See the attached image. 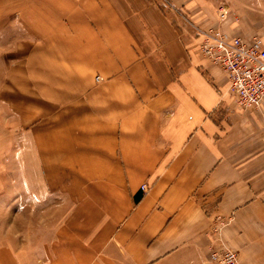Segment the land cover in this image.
Here are the masks:
<instances>
[{"label": "crops", "instance_id": "crops-1", "mask_svg": "<svg viewBox=\"0 0 264 264\" xmlns=\"http://www.w3.org/2000/svg\"><path fill=\"white\" fill-rule=\"evenodd\" d=\"M218 1L264 41V0H0V264H264V99L200 52Z\"/></svg>", "mask_w": 264, "mask_h": 264}, {"label": "built area", "instance_id": "built-area-1", "mask_svg": "<svg viewBox=\"0 0 264 264\" xmlns=\"http://www.w3.org/2000/svg\"><path fill=\"white\" fill-rule=\"evenodd\" d=\"M230 12L226 2H217L216 17L219 24L200 32L199 49L202 55L227 73L229 89L234 93L238 105H257L264 99V41L257 36L246 42L240 35H226L221 23ZM95 80L100 81L101 76L96 74ZM224 224L222 219H218L214 231L219 233ZM207 264L240 263L237 251L220 241L218 248L210 250Z\"/></svg>", "mask_w": 264, "mask_h": 264}, {"label": "rangeland", "instance_id": "rangeland-1", "mask_svg": "<svg viewBox=\"0 0 264 264\" xmlns=\"http://www.w3.org/2000/svg\"><path fill=\"white\" fill-rule=\"evenodd\" d=\"M7 4H9V2H5V3L0 2V24L5 22V20H6L5 16H6L7 12H9V9H8L9 5H7ZM3 16H4V18H3ZM216 19H217V17H216ZM222 23H221V26H222ZM218 24H219V22L217 20L215 24H211L208 27L216 26ZM208 27H206V28H208Z\"/></svg>", "mask_w": 264, "mask_h": 264}]
</instances>
